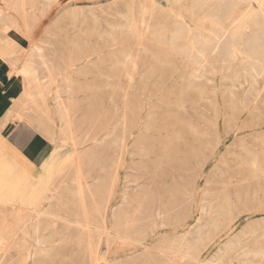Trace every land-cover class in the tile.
I'll return each instance as SVG.
<instances>
[{
	"label": "rangeland",
	"instance_id": "rangeland-1",
	"mask_svg": "<svg viewBox=\"0 0 264 264\" xmlns=\"http://www.w3.org/2000/svg\"><path fill=\"white\" fill-rule=\"evenodd\" d=\"M32 1V14L25 16L8 7L14 0H0L19 25L15 29L11 19L0 23V38L10 39L0 45V61L21 80L16 117L36 129L51 153L47 160L40 156L35 175L28 160H21L18 197L12 182H6L8 195L0 193V264H90V237L77 224L67 226V220L79 225L88 221L99 230L104 206H117L125 185L130 202L117 224L129 222L127 239L117 238L115 244L126 246L118 251L128 264H202L205 258L213 264H250L258 258L254 251L264 249V175L253 170L264 168V72L259 60L264 59V25L246 24L235 39L240 48L254 50L251 56L239 60L223 54L191 83L185 74L189 66L178 59L141 55L132 63L124 57L130 41L116 35L117 20L126 12L124 0L92 10L87 8L95 0ZM76 4L82 9L75 11ZM176 21L165 14L160 23L171 29ZM34 44L47 54L46 65L30 56ZM92 51L101 56L81 59ZM255 52L258 58H253ZM28 66L36 72H20ZM124 128L129 151L118 168L119 180L111 184L118 149L110 141L118 144ZM90 146L96 148L93 156L82 152ZM76 147L79 166L73 163ZM190 148L206 151L205 159L193 158L189 166L181 159L167 162L165 153L185 155ZM103 159L110 163L107 173L100 172ZM221 178L232 181L226 190ZM160 193L166 205L183 201L173 211H182L192 193L193 217L170 215L151 230L142 218L144 208L136 203L155 205ZM143 194L152 201L145 203ZM244 203L249 212L235 216ZM202 206L214 212L195 221ZM165 208L167 214L170 209ZM110 228L114 237L124 231L117 225ZM99 232L92 233L91 242L99 239L103 253L106 237ZM231 242L235 247L229 249Z\"/></svg>",
	"mask_w": 264,
	"mask_h": 264
},
{
	"label": "bare ground",
	"instance_id": "bare-ground-1",
	"mask_svg": "<svg viewBox=\"0 0 264 264\" xmlns=\"http://www.w3.org/2000/svg\"><path fill=\"white\" fill-rule=\"evenodd\" d=\"M48 1L49 0H38V3H47ZM117 1L121 0H106L105 2H98L95 0V5L92 7L89 6L87 9L92 10L96 6L106 7L110 4H114ZM161 1H164L165 4H163ZM123 2V7L125 6L126 12L124 15L121 14V16H119L120 19L117 20L118 27L116 29V35L120 39L130 41L128 46H126L127 49L124 53V57L132 63H135L136 57L141 55L142 57L149 56L156 61H170L178 59L181 62L187 63L189 66V69L185 71V74H187L186 77H188L189 80H192L191 83L198 82L196 80L199 79L200 76L204 75L203 70L206 69V66L211 61H215L223 56V54L228 55V57L230 56L231 59L239 60L251 56V53H253L254 50H252V48L246 49V47L240 48L238 46V42L236 43L237 40L235 39H238L237 37L239 33L246 24H251L254 27H257V25L260 24L264 25V0H124ZM32 3V0H14V3L12 2L7 4L9 8L16 10L18 14L22 13L25 16H29L32 14V10L34 9V3ZM26 4L29 5V9L26 8ZM72 8L75 11L82 9L80 4H76L75 7ZM68 11L69 10L63 11L59 17L61 18ZM165 14H168L169 16L173 17V19L177 20L176 22L178 25L174 26L173 28L171 27V29L162 27L160 22L164 18ZM6 19L12 20L13 15L7 13L6 10L0 7V23L4 25ZM186 19H189L188 21H191L192 24L188 23ZM222 22H227L228 26H220L219 24ZM25 23H27L26 18H24V24ZM10 24L15 26V29L19 27L15 20H12ZM211 24L214 26H211ZM12 34L9 35L12 36ZM0 41H3L0 43V45L9 43V36L3 35V37L0 38ZM152 42L159 44L160 47H155L152 45ZM31 50L30 56H36L42 61L43 65H46L45 58L47 57V54L45 53L44 49L40 45L34 44ZM112 51L113 50L108 52L112 53ZM100 56L101 54L99 51L86 52L80 55L81 59L83 60L99 58ZM253 58H258L256 56V52ZM259 60L262 62H260V65L264 72V59ZM31 71L36 72V69L28 66L20 70V72L23 74H27ZM192 85H195V83ZM191 104V108L197 110L196 104L194 102H191ZM200 104L202 105L203 103L200 102ZM129 134H131V132H129ZM70 136H72V132L70 133ZM126 137L127 135L124 128L121 134L120 142L118 144H116V139L110 141L112 148L117 145L116 148L118 149V156L113 162L114 177L110 178L109 181L112 182L111 184H115L119 180L118 168H122L124 155L127 153V151H129L128 139H126ZM91 147L92 146L88 147L87 149H83L82 152H84L85 155L87 154V156H93L94 149L96 148ZM98 152L102 154L99 149ZM176 152L177 155H174V153H171V151L165 153L168 163L174 164L175 161L181 159L183 160V163H187L189 166L193 158H202V160H204L206 156V151H201V149L195 150V148H190L188 153H185V155L181 154L180 151ZM75 153L76 156L73 158V163H76L75 165L79 166L81 159L77 147ZM93 159L94 157H91L89 158V161ZM105 160L103 159L102 163ZM251 164L255 165V161H252ZM106 165L108 170L110 167L108 160L105 161V169L101 164L100 172H108L106 170ZM253 172H255L256 175H264V168H255V171L253 170ZM229 178H221L218 180L222 189L226 190L229 184H231L232 181ZM82 184L83 183L79 182L78 186L80 187ZM233 186L236 187V184L234 183ZM176 188L177 187L173 185V189L176 190ZM80 189L81 187L79 188V191ZM127 189L129 188L127 185H125L121 195V200L117 206L110 207L109 204L104 206L101 212V225L99 226V230L97 227L91 226L90 222L88 221L84 222L82 225H79V222L77 221L72 223L67 220V226H70L71 224H77L80 226V228L85 230L87 236L90 237L87 247V252L91 256L90 264H128V260L126 261L120 257V255L123 254V251H118L124 249L126 246L115 244V239L117 238L121 239L122 241L127 239L125 236V229L128 225L127 223L129 222L123 219L122 222L126 224L125 226H120V224H117L118 222H121L119 219H121V216H124V210L130 202V200L128 201L127 199V196L129 195ZM191 194L187 195L189 199L187 201L188 203H185L186 205L184 203L181 205L182 211L180 210V207L174 211L173 208L183 201H181L179 204L173 203L166 205L163 202L164 193H160L158 196L159 198H155L156 200H159V202L155 203V205H152V203L145 205L136 203V206H141L144 208V214L142 218H144V221L152 226L151 230H153L158 228V226L154 227L153 225L163 223L166 218L170 217V215H175L177 218L182 217L183 219L188 216V214L193 217L195 207L192 205V198L190 197ZM142 196L143 200H146L145 203L152 201L150 194H143ZM243 205L244 207L239 210L243 212H239L235 216H238L245 211L249 212L246 208L247 203H244ZM165 206H168L170 209L167 210V214ZM261 209L259 208L258 210ZM200 211L201 212L199 215H197L195 221H200L203 215L207 212L208 214L214 212V210L210 211V209L208 210L204 206L201 207ZM209 216L211 217V215ZM102 217H111L113 219L105 221V219H102ZM110 225H117L118 228L124 229L123 233L119 234L118 231L116 237L112 236L110 232ZM95 231H100L99 233L104 234L106 237V250L103 253L100 252L101 247L100 249L98 247L101 243V241L99 243V239L96 243L91 242L92 233ZM234 245L235 243L231 242L229 244V249L235 247ZM132 247H136V245H132ZM242 247L243 245H239L237 249H241V254L246 256L248 251L242 249ZM112 248H114V251L110 252L109 250ZM110 254H112L113 257H109ZM254 256H257L258 258L251 259L250 264H264V249L254 251ZM202 264H213V260L211 258H205Z\"/></svg>",
	"mask_w": 264,
	"mask_h": 264
},
{
	"label": "crops",
	"instance_id": "crops-1",
	"mask_svg": "<svg viewBox=\"0 0 264 264\" xmlns=\"http://www.w3.org/2000/svg\"><path fill=\"white\" fill-rule=\"evenodd\" d=\"M11 70L4 61H0V193L2 196L11 192L6 182L13 183L14 195L20 191L22 159L28 160L29 171L35 175L40 156L44 154L43 160H47L51 153L46 140L38 135L36 129L26 120L16 117L23 94L22 88L19 87L21 80L18 76L10 75Z\"/></svg>",
	"mask_w": 264,
	"mask_h": 264
}]
</instances>
